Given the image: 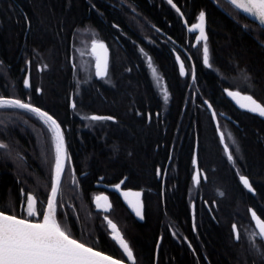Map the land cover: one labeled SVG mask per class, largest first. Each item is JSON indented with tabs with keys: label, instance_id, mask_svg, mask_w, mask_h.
<instances>
[{
	"label": "trees",
	"instance_id": "16d2710c",
	"mask_svg": "<svg viewBox=\"0 0 264 264\" xmlns=\"http://www.w3.org/2000/svg\"><path fill=\"white\" fill-rule=\"evenodd\" d=\"M122 1L0 0V58L9 64L18 61L22 67L31 59V103L59 123L75 170L86 172L81 188L71 181L68 167L57 198L58 221L66 224L73 238L121 258L92 198L94 183L100 178L108 183L126 178V188L143 192L145 220L134 219L118 202L111 214H122L123 229L126 232L127 227L142 261L137 264H156L161 230L158 264H208L206 258L210 264H264L245 224L250 223L257 233L252 208L264 219V118L238 109L225 93L227 89L241 91L264 105V28L228 0H216L224 10L213 0H173L188 23L205 13L211 67L203 63V43L198 47L193 84L190 72L188 77L182 74L165 47L161 91L145 68L146 49L136 42L145 33L155 32L154 25L185 46V25L167 0ZM100 32L116 34L121 42L106 38L114 54L105 78L112 83L105 87H116L101 95L93 75L79 68L76 50L82 33L98 37ZM13 70H9L11 80H19L20 92H13L10 83L6 86L9 95L11 90L15 97L29 95L23 85L27 70L17 76ZM205 100L217 114L234 115L237 125L231 126L230 133H225L219 117L233 160L228 159ZM145 108L151 113L150 123ZM159 110L164 118L155 121ZM5 112L12 116L1 120L0 126V141L7 146L0 151V204L11 205L16 215L24 217L20 210L28 194L37 196L39 206L45 202L46 209L55 139L52 133L50 141L51 132L35 113L15 108ZM93 114L117 119L92 120ZM196 143L198 165L207 178L198 191L210 211L202 200L192 215ZM240 175L250 179L255 194L243 186ZM41 219L38 216L35 221ZM121 219L117 220L120 224ZM191 223L197 224L205 245L203 249L191 236L200 262L188 246L171 239L167 227L184 225L191 234Z\"/></svg>",
	"mask_w": 264,
	"mask_h": 264
},
{
	"label": "snow or ice",
	"instance_id": "6c2138e0",
	"mask_svg": "<svg viewBox=\"0 0 264 264\" xmlns=\"http://www.w3.org/2000/svg\"><path fill=\"white\" fill-rule=\"evenodd\" d=\"M230 2L235 8L258 20L260 25H264V0H230ZM168 3L176 7L173 0H168ZM177 11L179 12V8H177ZM194 28L199 29V39L205 41L203 44V63L211 67L209 48L206 42L205 13H200L199 23ZM96 47L101 50L100 54L97 55L96 74L103 77L107 74V48L103 43L98 44ZM93 50L95 51L96 48L94 47ZM177 58L179 59V57ZM149 65L151 66L150 58ZM152 71L155 75L156 69L153 68ZM180 71L185 74L183 63L180 65ZM159 82L158 78L157 83L159 84ZM25 85L28 86V81H25ZM228 95L239 94L229 92ZM167 98V94H165L164 99L167 100ZM244 99L248 103L242 104L241 107L264 116V105L258 103L252 96H245ZM72 106L75 107V104ZM209 107L211 106L209 105ZM8 108L23 109L35 113L48 125L50 131L54 133L55 166L54 179L50 196L46 201V209H44L45 202H40L38 207V199L32 194L25 197L22 206L23 218L15 214L11 205L0 204V264H124L122 259H116L112 255H106L103 251L96 250L95 245L89 246L88 241L82 242L80 239L73 238V234L66 224L62 225L57 219V197L60 192L61 179L67 159L63 131L59 123L47 112L31 103L15 97L0 96V109ZM91 119L103 120L112 119V117L92 116ZM221 139H224V133H221ZM6 147V145L0 144V148ZM225 150L228 153V159L233 160V155L231 151H228L227 145H225ZM239 179L245 188L254 191L246 176L240 175ZM194 180L196 184L200 183L201 173L199 171L196 172ZM115 187L119 189L120 185ZM140 195V193H124L126 199L130 196L134 197L128 199V203L135 211L136 216L142 219L143 203L140 200ZM101 200H104L105 203L101 204ZM96 203L98 207L104 208L105 211L111 208V205L107 202V197H97ZM250 214L255 228L258 229V233H253V236L258 235L261 240H264V219L258 217L255 210H250ZM37 216L42 217L39 222L35 221ZM105 219L112 230V239L118 243L127 260L131 261V264H137L132 248L124 239L117 225L107 217ZM233 228L235 238L238 240L239 230L235 225H233Z\"/></svg>",
	"mask_w": 264,
	"mask_h": 264
},
{
	"label": "flooded vegetation",
	"instance_id": "af4514ba",
	"mask_svg": "<svg viewBox=\"0 0 264 264\" xmlns=\"http://www.w3.org/2000/svg\"><path fill=\"white\" fill-rule=\"evenodd\" d=\"M117 1H120V3H123L122 0H117ZM105 2L107 4H110V5L112 4V3L107 2V1H105ZM194 23H189V24H194ZM151 26L156 31L155 32L145 33L144 37L141 40H138L136 42V44L137 43H141V45H143V47L146 49V60H145L146 64H145V68H147L148 71L150 72V74H151V76L153 78L154 84L157 85L159 90L163 91L162 88H164V79H163V77L161 75L160 70L163 68L161 61H162V58H163V50H164L165 47H167L169 49V54L172 56L173 60L175 61L176 66L179 69H180V67H179V65L177 63V56H180V58L183 61L184 67H185V74L184 75H186L187 77L190 75L189 77H190L191 83L195 84L196 73H197L196 71H197L198 47H199V45H202L203 43H205V41L199 40L198 43L196 44V40H197V35L198 34L197 33H193V32H188L187 29H186V26H185L187 39L185 41V46H184V45L180 44L179 42H177L176 38L170 36L169 34H167L164 31H162L159 27H156L154 25H151ZM85 35H87V34H85ZM123 35H125V36L129 35L132 38L134 36V35H131V34H126V33H124ZM111 37H114V39L116 41H118V38H117L116 34H109V33H106V32H104V33L100 32L98 34V37H96L98 39L92 41L91 46H90L92 54L94 56V61L93 62H94L95 74H96L97 55L100 54V53L96 54L94 52V50H93V46L95 44L103 43L108 48V51H109V60H108L107 74L105 76L99 78V79L95 77V80L97 82V90H98V93L100 95L104 91H109V88L113 89V88L116 87V85H114V86L111 85L110 87H105L106 84L112 83V82H109L107 80L105 81V78L107 77L110 68H112V66H113L111 62H112V56H113L114 52H112L110 46L106 42V38H111ZM207 39H208V36H207ZM116 43L119 44L121 42L118 41ZM130 44H132V40H130ZM200 52L203 54V46L201 47ZM149 58L151 60V66L149 65ZM13 67H14L13 71H14L16 76L18 75V72L20 73L24 69L27 70L23 85L25 87V90L29 91V93H30L29 95H26V96L18 95L17 97H15L12 94L13 92H17V93L20 92L19 91V85H18L19 80L18 79H16V81L15 80H11V73L9 72V70H11ZM153 68L156 69V74L155 75L153 74V71H152ZM194 69H195V78H192V74H193V70ZM31 70H32V63H31V59H29V58L26 59L25 65L23 67L18 61H15V63H13V64H9L3 58H0V88H1L0 89V96L15 97V98H19V99H21V100H23L25 102L31 103L32 102V97H33L32 96V92H33L32 80L30 81V84L28 86L25 85V81H26V77H27L28 71H31ZM188 72H190L189 75H188ZM158 78H159V81H160L159 84L157 83V79ZM8 84L12 85L11 87H13L12 89H14L13 92H12V90L10 91L11 95H9V88L8 89L6 88V86ZM231 101H232V99H231ZM232 102L236 106L235 102L234 101H232ZM1 110H2V112H0V126H1V120L3 122L4 121L6 122V118H8V117L11 118V116H12L11 112H5L6 109H1ZM138 110L139 109H137V111ZM145 110H146V115H147V122L150 123L151 122V113L149 112V109L145 108ZM104 116L105 117H112L111 120H113V121H115L117 119V117H115V116H106V115H104ZM227 116H229V115H227ZM232 116H229L228 118L222 117L223 121H224V126H225V133H230L232 131L231 126L232 125H237V122L235 121L234 115H232ZM159 117L160 118L161 117L164 118V113L162 111H160V110L158 112H156V114H155V121H157L159 119ZM219 117H221V116H219ZM235 117H236V115H235ZM0 144H2L1 141H0ZM1 149L2 148H0V151H1ZM194 166H195V168H194V171L191 174V180L193 181V183H194L195 187L197 188V190L196 191L194 190L193 194H192L193 200L191 201V204H190L191 205V214L192 215H194L196 213L197 203H200V201L202 202V200L205 203V205L208 207V210L210 211L208 202L203 199V196L200 194L201 191H198V186H201L202 181H206L207 180V178L205 179L206 173H205V171L202 168L199 167V172L201 173V181H200L199 184H196L195 180H194V177H195L196 172H197L196 164H195V158H194ZM68 167H69V169H70V171L72 173L71 176H70L71 181L73 183H76L75 185H77L78 187L82 188L83 187L82 181L86 177V172H77L75 170L73 159L70 157L69 153L67 152V159H66V164H65V173H64L63 179L66 176V171H67ZM165 175H166V173H165ZM100 184L112 185V184H116V183H108V182L103 181L101 178H100V180L95 181L94 186H95V189H96L95 190L96 193L93 195V198L96 195L107 191L103 187L99 186ZM122 188L128 189V188H126L124 186V184H123ZM107 192L109 193V195H110V197L112 199L113 208H112L110 214L106 215L103 212H101V214H102V216H103L105 221H106L105 217L109 216L112 220H114L118 224V226H119L120 230L122 231L124 237L129 242V244H130V246H131V248L133 250V253H134V256L136 257L137 263H140V262H142L141 258L139 257V255L137 253V250H135L134 247L131 245V241H130V239L128 237L127 227H126V232L123 229L124 226H125L123 222H125V221H122V219H121L122 218V214L119 211V212H116V214L114 215L115 217H113V215L111 213L114 210L115 203L118 202V203H120L121 206H123V208L131 216H133V215L130 213L128 208L124 205V203L121 200L120 196L116 192H112V191H107ZM254 194H255V192H254ZM32 195H34V194H32ZM93 198H92V201H93ZM193 202L195 203L194 211L192 210V203ZM23 205L24 204L21 205V210H20V214L21 215H24V213L22 212V206ZM38 206H39V202H38ZM118 219H121L122 224L118 223V221H117ZM134 219H136V218L134 217ZM144 220H145V208H144ZM144 220H143V222H144ZM193 220H194V218H193ZM253 226H254V223H253ZM167 227L169 229V234L171 236V239L176 241L179 245H181V243H184L186 246H188V249L193 254V256L196 259V261L200 262L199 257H198L197 252H196V249H195V246H194L193 239L191 238V236H193L196 239V241H198L201 244H203V241L200 238V233H199V231L197 229V224L191 223V229H192L191 234L188 233V231H187V229H186V227L184 225L175 224V225H167ZM254 228H255V226H254ZM255 231L258 233L256 228H255ZM163 234H164V231L161 230V235L159 236L158 244L156 245V250H155V263L156 264H158V261H159V259H158L159 247H160V244H161V241H162V238H163ZM108 235L111 238V231L110 230H109V234ZM113 242H114V240H113ZM258 243H259L260 246L257 249V253L259 254L260 253L259 251L262 250L263 251V256L262 257L264 258V242H263V240H261L259 238ZM116 246H117V244H116ZM117 248H118V246H117ZM204 248H205V245L203 244V249ZM119 251L120 252H117L118 255L120 256V254H122L120 259L126 261L127 260L126 256L123 254V252L120 249H119ZM202 252L204 253V251H202ZM206 261H207L208 264H210V262H209V260L207 258H206Z\"/></svg>",
	"mask_w": 264,
	"mask_h": 264
},
{
	"label": "water",
	"instance_id": "95a60500",
	"mask_svg": "<svg viewBox=\"0 0 264 264\" xmlns=\"http://www.w3.org/2000/svg\"><path fill=\"white\" fill-rule=\"evenodd\" d=\"M214 1V3L215 4H217L221 9H223V7L216 1V0H213ZM229 2H230V0H228ZM173 3L176 5V7H174L176 10H177V8H179V15H180V17H181V19H182V21H183V23H184V25L186 26V29H187V31L188 32H193V33H197L198 35H197V40H196V44L198 43V41L200 40L199 39V29L198 28H194V26L196 25V24H198L199 23V20L197 21V22H195L194 24H189L188 22H187V19L185 18V16H184V14H183V12H182V10L180 9V7L173 1ZM231 3V2H230ZM173 6V5H172ZM224 10V9H223ZM243 12V11H242ZM247 15V14H246ZM253 21H255L256 23H258L259 24V21L258 20H256L255 18H253V17H251V16H249ZM260 25V24H259ZM263 28H264V25H261ZM205 33H206V35H207V21H206V15H205ZM98 44H95L94 46H93V49H94V47L96 48V50L94 51L96 54H98V53H100L101 52V50L98 48V47H96ZM107 48V47H106ZM177 57H179V59L177 58V63H178V65H179V67H180V65H181V63H183V61H182V59L180 58V56H177ZM108 60H109V51H108V48H107V68H108ZM72 65H74L73 64V59H72ZM184 65V64H183ZM184 69H185V67H184ZM96 72H97V69H96ZM95 77L96 78H101V76H98L97 74H95ZM192 78H195V69L193 70V74H192ZM26 81H28V85L30 84V81H31V71H28V74H27V77H26ZM229 92H233V93H238L239 95H234V96H229L228 95V93ZM226 96H228L229 98H231L232 99V101H234L235 102V104H236V107L238 108V109H240V110H243V111H247V112H250V111H248L247 110V108H244V107H241V105L242 104H247L248 103V101L247 100H245L244 99V97L245 96H252V95H250V94H247V93H243V92H241V91H237V90H232V89H227L226 90ZM252 98L253 99H255L258 103H260L261 105H263L260 101H258L255 97H253L252 96ZM72 102H71V107L72 108H74L72 105L74 104V102H73V99L71 100ZM205 102V104L207 105V107H208V109H209V111H210V114H211V116H212V119L214 120V123H215V126L217 127V130H218V134H219V136H220V139H221V133H223V131L220 129V126H219V116H221V117H225V118H228L229 116H227L226 114H224V113H220V114H217V112L215 111V109L213 108V106H212V104L210 103V101H208V100H205L204 101ZM209 105L211 106V107H209ZM213 113H215V115H213ZM250 113H252V112H250ZM253 114H258V113H253ZM92 116H100V117H105L104 115H98V114H93ZM262 118H264V116H261ZM221 141H222V143H223V145H224V147H225V145H226V143H225V136H224V139L222 140L221 139ZM64 142H65V140H64ZM65 147H66V145H65ZM197 151H198V143H197V146H196V155H195V164H196V169H197V171H199V166H198V156H197ZM228 151H229V149H228ZM65 164H66V162H65ZM64 169H65V167H64ZM248 178V177H247ZM249 179V178H248ZM125 180H126V178H124V179H122L121 181H119L118 183H116V184H112V185H109V184H100L99 186H101V187H103L105 190H107V191H112V192H116L119 196H120V198H121V200L123 201V203H124V205L128 208V210L130 211V213L138 220V221H140V222H143V220H144V201H143V192L141 191V190H138V189H124V188H122V186H123V184H124V182H125ZM249 181H250V179H249ZM251 183V182H250ZM116 185H120V188L119 189H117L115 186ZM252 185V184H251ZM252 189L254 190V188H253V186H252ZM102 192V193H100V194H98V195H96L94 198H93V203H94V206H95V209L97 210V211H99V212H103L104 214H106V215H108V214H110V212H111V210H112V208H113V202H112V199H111V197H110V195H109V193L108 192ZM125 192H128V193H140L141 195H140V200L142 201V203H143V218L141 219L140 217H138V216H136V214H135V211L132 209V207H131V205L128 203V199H133L134 197H129L128 199H126L125 198V196H124V193ZM251 192H255V191H251ZM97 197H107V202L111 205V208L109 209V210H107V211H105L104 210V208H101V207H98L97 206V203H96V198ZM100 203L101 204H104L105 203V201L104 200H101L100 201ZM194 206H195V203L193 202L192 203V210L194 211ZM251 210H254L253 208L251 209ZM257 213V212H256ZM251 215V214H250ZM257 216L258 217H260L261 218V216L257 213ZM21 218H23L22 216H20ZM38 217V216H37ZM36 217V218H37ZM107 218L108 219H110V220H112L109 216H107ZM262 219V218H261ZM251 220H252V222L254 223V221H253V218L251 217ZM113 221V223H115L116 225H117V227H118V229H119V231L121 232V234L123 235V233H122V231L120 230V228H119V226H118V224L114 221V220H112ZM36 222H39V221H36ZM106 222H107V220H106ZM235 226H236V228L238 229V227H237V225L236 224H234ZM108 228H109V230L111 231V238H112V230H111V228L108 226ZM257 231H258V229H257ZM123 237H124V235H123ZM124 239L126 240V238L124 237ZM127 241V240H126ZM115 242V241H114ZM128 242V241H127ZM263 242H264V240H263ZM116 244H117V246H118V248H119V245H118V243L117 242H115ZM128 244H129V242H128ZM129 246H130V244H129ZM131 247V246H130ZM120 249V248H119ZM96 250H98V249H96ZM121 250V249H120ZM98 251H102V250H98ZM122 251V250H121ZM104 252V251H103ZM106 255H110V254H108V253H106V252H104ZM114 258H116V259H119L118 257H115V256H113ZM124 261V264H131V261H129V260H123Z\"/></svg>",
	"mask_w": 264,
	"mask_h": 264
},
{
	"label": "rangeland",
	"instance_id": "374dc122",
	"mask_svg": "<svg viewBox=\"0 0 264 264\" xmlns=\"http://www.w3.org/2000/svg\"><path fill=\"white\" fill-rule=\"evenodd\" d=\"M84 34L85 33H82V35L80 36L81 39L79 40V42L76 45L77 54L79 56V68L81 70L87 72V74L93 75V77L95 78V69H94V62H93L94 56L92 54L90 46H91L92 41L97 40V39H96V36H93V34H90V35H84ZM42 122L44 123L43 119H42ZM46 126H47V129L49 130V133H50L51 131H50L48 125H46ZM53 136H54V133H53ZM49 139H50V141H52V132L50 133ZM53 172H54V167H53ZM245 224L247 226V229L251 230V232H250L251 237L250 238L252 241V245L257 250L260 245L257 242V241H259L257 236L256 237L253 236V233H255L254 229L250 225V223L245 222ZM259 252H260L259 256L262 258L263 251L260 250Z\"/></svg>",
	"mask_w": 264,
	"mask_h": 264
}]
</instances>
